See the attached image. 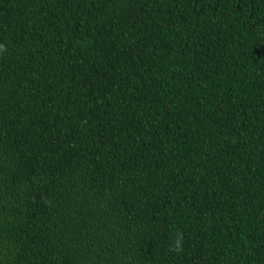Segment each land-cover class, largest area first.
<instances>
[{"label":"trees","instance_id":"obj_1","mask_svg":"<svg viewBox=\"0 0 264 264\" xmlns=\"http://www.w3.org/2000/svg\"><path fill=\"white\" fill-rule=\"evenodd\" d=\"M0 44V264H264V0H0Z\"/></svg>","mask_w":264,"mask_h":264},{"label":"clouds","instance_id":"obj_2","mask_svg":"<svg viewBox=\"0 0 264 264\" xmlns=\"http://www.w3.org/2000/svg\"><path fill=\"white\" fill-rule=\"evenodd\" d=\"M6 51V48L3 44H0V52ZM183 243L184 237L182 232H178L175 237L172 239V244L170 250L181 254L183 252Z\"/></svg>","mask_w":264,"mask_h":264}]
</instances>
